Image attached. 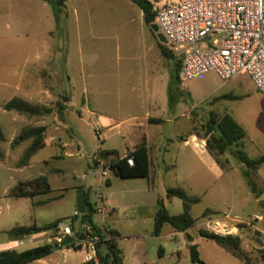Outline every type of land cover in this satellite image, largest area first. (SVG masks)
I'll return each instance as SVG.
<instances>
[{
    "label": "rangeland",
    "instance_id": "rangeland-1",
    "mask_svg": "<svg viewBox=\"0 0 264 264\" xmlns=\"http://www.w3.org/2000/svg\"><path fill=\"white\" fill-rule=\"evenodd\" d=\"M149 1L156 10L183 0ZM13 6L29 9L33 17H23L22 26L23 18L6 17L8 7ZM161 45L168 48L156 39L141 11L129 0H66L58 18L40 0H0V130L5 138L0 143V239L15 227L57 221L72 226L75 237L81 235L76 195L82 190L93 208L92 223L101 230L111 227L117 231L116 243L125 264H195L191 262V245L205 264H245L199 236L208 218L218 221L224 215L243 223L237 226H242L240 247L248 264H263L258 236L245 224L258 209L256 201H261L247 185L243 166L226 153L221 157L227 161L226 169H221L215 161H205L193 143L179 152L178 139L190 130L191 122L201 133L211 113L216 118L227 114L246 134L243 147L238 148L249 159L264 157V98L248 75L223 83L209 72L191 79L185 87L173 84L170 103L171 68L163 58L160 71ZM31 69L40 71L36 87L47 88L52 94L36 96L30 104L52 108L48 116L29 117L3 110L13 99L5 86L14 72ZM222 95L229 98L222 100ZM148 117H158L161 122L148 125ZM38 127L46 129V145L27 158L35 139L12 143L25 130ZM143 134H156L164 144L155 174L149 179L116 176L109 164L122 158ZM106 152L114 153L100 156ZM40 178L46 181L48 192L33 198L11 197L20 184ZM251 181L264 195V165L252 172ZM168 188L182 189L198 200L189 212L194 226L175 237L169 236L171 227L166 225L159 237L134 238L153 229L149 211L158 201L170 215L183 212L180 199L166 198ZM98 193L103 202L97 201ZM104 206L113 208L115 215L105 218L104 212H98ZM210 226L217 232L227 230L216 222ZM44 244H48L45 239L20 250ZM160 249L165 250L163 257L158 255ZM82 260L83 253L73 245L67 264H81Z\"/></svg>",
    "mask_w": 264,
    "mask_h": 264
},
{
    "label": "trees",
    "instance_id": "trees-1",
    "mask_svg": "<svg viewBox=\"0 0 264 264\" xmlns=\"http://www.w3.org/2000/svg\"><path fill=\"white\" fill-rule=\"evenodd\" d=\"M47 3L56 18L65 9L66 0H40ZM142 12L143 21L146 26H151L154 24L155 20V10L153 4L149 0H129ZM161 53L163 57L167 60L172 61V72L171 81L168 86V98L171 103V86L173 84H178V72L180 69L181 59L174 52L166 48L165 46H160ZM58 109L63 111L64 107L58 106ZM3 110L7 112H16L19 115L36 117V116H48L52 113V108H45L39 105L30 104L22 99L13 98L3 105ZM45 127H38L25 130L13 143L12 145H17L24 139L34 138L35 140L27 150V158L32 154L42 149L45 146ZM194 133L196 136L205 141L206 151L212 156L216 164L221 169H226L227 161H223V157L226 153H229L237 162L243 166L244 170L242 175L249 186L253 195L258 199L262 193L257 192L256 187L251 181V174L255 172L260 166L264 165V157L258 159H249L247 155L238 147H243V141L246 136L245 131L235 122L229 115L225 114L220 118H216L213 113L209 115L208 120L204 125H202L201 133L195 128ZM5 141L4 135L0 130V143ZM114 152L100 153V156H106L107 154ZM132 157L134 160V165L129 167L127 165V159ZM0 159H3V154L0 151ZM97 164V163H96ZM111 171L118 177L121 178H147L150 171V162L148 158V152L145 142L142 141L137 147L132 151H129L124 157L116 159L114 162L109 164ZM26 187H31L30 191L26 190ZM49 191V187L46 184L44 178H40L35 181L27 182L25 184H20L16 190L11 193V197L21 198L29 197L33 198L38 193H46ZM166 198H178L183 202V212L180 215H170L165 209L162 201L157 202V211L154 216L153 221V235L159 236L164 226L168 225L176 232H185L192 228L195 224V220L192 219L190 215V207L192 204L198 202L196 198L189 197L182 189L169 188L166 190ZM86 202H88V196L85 193ZM35 205V203H32ZM260 205H264L263 202H259ZM93 208L91 210V214ZM90 214V216H91ZM206 215V214H205ZM60 222H54L42 226H31V227H15L11 229L7 235L11 240H24L32 235L56 232L57 225ZM85 224L82 221V225ZM93 234L100 237L101 243L98 251V256L101 264H122V254L121 250L118 248L115 241V233L111 231L101 230L97 228L93 223L88 226ZM242 226H238L241 229ZM199 236L205 240L213 241L217 245L227 249L234 256L244 261L248 264V258L246 254L241 250L240 238L231 234L219 235L208 230H199ZM110 240H107V237ZM56 246V244H45L25 251L17 252L15 250H7L0 252V264H30L34 261L41 260L49 256L52 251L51 248ZM73 244L66 247L70 249ZM264 254V250L261 252ZM159 257L162 256V250H159ZM191 262L195 264H205L203 263L197 251L195 245L190 246ZM262 263L264 264V256L262 258Z\"/></svg>",
    "mask_w": 264,
    "mask_h": 264
},
{
    "label": "built area",
    "instance_id": "built-area-1",
    "mask_svg": "<svg viewBox=\"0 0 264 264\" xmlns=\"http://www.w3.org/2000/svg\"><path fill=\"white\" fill-rule=\"evenodd\" d=\"M154 25L167 47L180 59L178 82L181 87L191 79L214 72L227 83L248 75L264 98V0H183L163 4L155 10ZM197 149L206 150L199 141ZM132 167L134 160L127 159ZM106 175L103 168L102 176ZM103 202L101 193L95 195ZM102 213V210H98ZM74 236L72 226L59 223L53 243L66 237L73 239L76 250L83 253L86 264H101L98 251L101 239L88 225ZM111 238L108 236L107 240Z\"/></svg>",
    "mask_w": 264,
    "mask_h": 264
},
{
    "label": "crops",
    "instance_id": "crops-1",
    "mask_svg": "<svg viewBox=\"0 0 264 264\" xmlns=\"http://www.w3.org/2000/svg\"><path fill=\"white\" fill-rule=\"evenodd\" d=\"M14 7H17V8L13 10ZM8 8L9 9L7 10L6 17H11L13 15V17L19 21L25 16L26 17H29V16L33 17V13L29 9H25L23 7H20V6L19 7L13 6V7H8ZM141 17L143 19L142 12H141ZM23 20H24V18L22 19V23H21L22 26L25 25ZM150 30H151V28H150ZM151 32L154 33L152 30H151ZM153 36H154V34H153ZM156 39H157V37H156ZM149 47L152 49L153 44L149 43ZM159 51H160L159 52L160 53V58H159L160 59L159 60L160 61L159 62L160 63V71H162L163 58L164 57L161 53V49ZM174 54L177 55L176 53H174ZM168 61L169 62H172V61L165 59L166 65L171 68V72H172V65L169 66V64L167 63ZM39 72L40 71L37 69L23 70L21 72L16 71V72H14L13 77L9 81L11 83H8L5 87L12 91L11 94H12L13 98H19V99H22L28 103H32L33 98H35L36 96L42 95L43 97L44 96L51 97L52 93H51V91H49V89H47V88H41L40 89V87L39 88L36 87L35 82L41 80L40 77L36 76V73H39ZM41 72H44V71H41ZM45 73L48 75L47 76L48 79H52L50 74H48L47 72H45ZM178 75H179V72H178ZM178 85H179V82H178ZM220 98H222V100H224V99L229 98V96L228 95H222ZM188 119L190 121L189 117H188ZM146 122L148 125L159 124L161 122V119L158 117H155V118L148 117L146 119ZM193 125H194L193 122H191L190 123V130L187 131L185 136H182L178 139V141L180 142L179 143L180 147L178 148L179 152L180 151L183 152L189 146L190 143H193L196 147L199 141L204 142V140L199 139L196 136V134L194 133ZM142 141L145 142L147 152H148V158H149V162H150V171H149V175L147 177V179H149L152 175L155 174V169L157 166V160L159 159L160 153H162L161 151L164 148V144H163L162 139H160L156 134H154V135H150V134L144 135L143 134L141 137V140L138 143H136L135 145H133V147L130 150H127L125 155L129 151H132L135 147H137ZM45 145H46V143H45ZM200 154L204 156L205 161H207V162H210L211 160L214 161L212 156L206 150L204 152H200ZM256 203H257L258 209L255 213H253V215H251L252 221L249 224H247V223H245V224L249 227V229L252 233H255L258 236L259 240H258V242H256L258 245V250L263 251L264 250V209L260 208L258 201H256ZM156 211H157V203H156V206L151 207L150 211H149L152 222L154 221V216H155ZM103 212L105 213V215H104L105 218L106 217H112L115 215L114 209L111 207L107 208V206H104L102 213ZM210 219L211 218L207 219L204 230H209V231H210V229L214 230L215 228H211L210 223L216 222V223L220 224L222 227L225 226L227 229V230H225V232H222V231L217 232L216 230H214L215 231L214 233L219 234V235L231 234V235L237 236V235H239L238 233L240 230L237 225L243 224L241 221L231 219L229 217V215L228 216L224 215V219L222 217L218 221H216L215 219H211V220ZM164 228H165V226L163 227V229ZM104 229L106 231H111V232L115 233V235H116L115 241H116V239L118 238L117 231L111 227H106ZM186 232L187 231H185L184 233H186ZM177 233H182V232H176L172 228H171V230H169V236L170 237H175ZM54 235H55V233H52V232L41 233V234L32 235V236H30L24 240H19V241L18 240H11L8 237V235H5L2 239H0V252L7 251V250H15L17 252L25 251V250H20V249L23 247H26L28 245H32L33 243H35L39 240H44V239L47 241L48 244L54 245V243L52 241ZM159 236H154L153 235V229H151V231H146V233H144V234L136 235L134 238L145 240V239H149V238L153 239L154 237H159ZM238 237L241 238L242 236L239 235ZM160 250H162V256L161 257H163L165 255V250L164 249H160ZM69 254H70V249H66V248L61 249L60 248L57 251H52V253L49 256H47L41 260L34 261L30 264H67L68 262L66 261V259H67ZM61 256H62V258H60ZM80 263L85 264L83 262V260ZM122 264H125V261L123 260V258H122Z\"/></svg>",
    "mask_w": 264,
    "mask_h": 264
},
{
    "label": "water",
    "instance_id": "water-1",
    "mask_svg": "<svg viewBox=\"0 0 264 264\" xmlns=\"http://www.w3.org/2000/svg\"><path fill=\"white\" fill-rule=\"evenodd\" d=\"M150 28L156 34L158 41L161 43H165V39L163 38V36L157 33V26L153 24L150 26ZM259 200L261 202H264V195H261L259 197ZM91 210L92 206L86 202L84 191L80 190L76 195V213L82 216V221L88 226L92 224L90 216ZM72 243L73 239L70 237H66L59 245L52 247L51 251H57L60 248H66Z\"/></svg>",
    "mask_w": 264,
    "mask_h": 264
}]
</instances>
